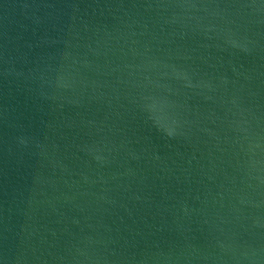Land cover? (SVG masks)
<instances>
[{"label":"water","instance_id":"95a60500","mask_svg":"<svg viewBox=\"0 0 264 264\" xmlns=\"http://www.w3.org/2000/svg\"><path fill=\"white\" fill-rule=\"evenodd\" d=\"M0 264H264V0H0Z\"/></svg>","mask_w":264,"mask_h":264}]
</instances>
